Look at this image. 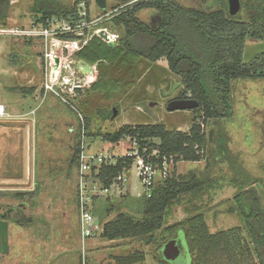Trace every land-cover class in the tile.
<instances>
[{
    "label": "rangeland",
    "instance_id": "374dc122",
    "mask_svg": "<svg viewBox=\"0 0 264 264\" xmlns=\"http://www.w3.org/2000/svg\"><path fill=\"white\" fill-rule=\"evenodd\" d=\"M36 1L13 0L9 18L0 20V29L4 25L29 26L32 20L42 18L32 12ZM59 1L68 8H77L79 3L85 2L90 19L96 20V26H99L95 34L114 47L117 45L119 33L105 25L122 8L116 0H107L105 10L99 7L98 0ZM173 1L185 8L204 12L226 11L225 0ZM241 1L237 20L249 22L248 6H256L261 0ZM156 15L155 10H144L137 17L151 24ZM94 39L104 42L97 36ZM44 51L42 42L0 35V107L3 106L8 114L0 117V216H9L6 221L9 222L10 245L8 254H0V264H80L81 260L75 201L76 164L71 163L80 140L79 118L61 100L45 94ZM263 52L264 41L249 38L244 62H251ZM117 55L114 52L113 57ZM97 81L98 85L79 103L88 122L87 133L93 143V152L108 151L110 148L102 140V135L116 132L124 126L162 124L169 131L190 130L195 116L193 111L169 112L167 109L170 101L180 97L184 86L181 79L170 72L165 59L154 65L134 56H121L110 63L99 64ZM232 101L233 117L209 121L205 132L207 135L214 132L216 139L221 134L224 152L239 158L257 179L254 186L263 192L264 79L233 81ZM151 103L156 105L151 107ZM116 106H119L118 117L103 120L99 111H111ZM214 148L216 145L210 143L200 162L177 164V177L207 174L211 182L202 193L183 195L172 205L166 224L158 234V243L149 244L144 238L108 241L98 236L88 243V264H115V257L136 252L146 257L141 264H162L159 257L168 264H189L188 252L185 250L184 254L177 241L168 240L174 236L177 227L199 214L204 215L210 233L239 227L250 243L239 216L227 212L239 189L230 184L233 174L229 164L218 151L214 152ZM117 151L118 148L115 149ZM36 189L38 194L32 199L30 194ZM133 192L137 194L138 191L134 189ZM17 194H25V197L21 199ZM117 196L104 197L96 207L98 210L114 204L113 211L104 218L100 217L104 224L121 212L137 220L143 219L136 197L128 195L124 199ZM170 227H173L171 232L167 231ZM179 238L187 248L183 230L179 232ZM176 246L181 252L180 258L173 249ZM246 256L251 258L245 264H260L254 254Z\"/></svg>",
    "mask_w": 264,
    "mask_h": 264
},
{
    "label": "trees",
    "instance_id": "16d2710c",
    "mask_svg": "<svg viewBox=\"0 0 264 264\" xmlns=\"http://www.w3.org/2000/svg\"><path fill=\"white\" fill-rule=\"evenodd\" d=\"M12 1L0 0V20L9 18ZM116 1L122 8L105 25L119 33V42L115 47H109L101 40L94 39L78 53V58L92 65L97 64L98 69L99 64L110 63L121 56H134L149 64L165 59L170 72L179 77L184 86L177 99L196 100L198 108L193 110L195 116L188 132L169 131L162 124L124 126L116 132L102 135V140L116 144L128 135L155 139L161 143V154L168 158L174 157L175 163L200 162L208 145L215 144L214 152L218 151L224 161L228 162L233 174L230 184L239 189L227 212L239 216L250 243L245 240L239 227L216 234L210 233L203 214L194 216L185 225L177 227L174 236L168 241H177L181 251L184 254L188 252L189 264H245L251 258L246 254H254L259 263L264 264V191L260 192L254 186L257 179L240 163L237 156L224 152V138L221 134L216 139L214 132L207 135L202 128V124L206 126L209 121L233 117V81L264 79V52L249 63H245L243 58L249 38L264 41V0L256 6H248L249 22L238 21L240 13L237 16L230 15L228 0H225L226 11L213 12L185 8L173 0ZM144 10L156 11V18L151 24H146L137 17ZM74 11L75 7L68 8L59 0H37L32 6V12L41 15V20L53 16L68 17ZM114 52L118 53L115 57ZM98 83L96 79L82 100L88 97ZM21 90L27 92L25 89ZM99 112L103 120L112 119L113 110ZM86 124L88 130L87 121ZM78 146L72 164L77 162ZM121 165L120 163L103 170V177L108 178L106 185H110L112 177L121 171ZM210 182L211 177L207 174L177 177L175 167L171 176L154 189L150 199L135 198L140 202L143 219L137 220L134 216L121 212L114 220L104 224L101 237L108 241L144 238L149 244L158 243V234L166 224L172 205L183 195L202 193ZM37 194L38 189L30 197L33 199ZM17 196L23 199L25 194ZM113 205L98 210L95 208L94 213L99 218H104V215L107 216L114 210ZM0 217L3 220L9 219L5 215ZM172 229L170 227L167 231L171 232ZM181 230L185 233L187 248H184L179 238ZM114 260L115 264H141L146 261V257L143 253L136 252L115 257ZM158 261L168 264L160 257Z\"/></svg>",
    "mask_w": 264,
    "mask_h": 264
},
{
    "label": "built area",
    "instance_id": "2783aa9c",
    "mask_svg": "<svg viewBox=\"0 0 264 264\" xmlns=\"http://www.w3.org/2000/svg\"><path fill=\"white\" fill-rule=\"evenodd\" d=\"M96 20L90 19L85 2H81L68 17H47L31 21L29 26L0 29V35L7 38L27 39L45 44L43 90L47 96L55 97L70 107L78 116L80 140L78 146L75 179V201L78 214V228L81 246L80 264H88L87 246L90 240L101 236L104 223L96 216L94 209L104 197L109 195L124 197L131 195L138 199H150L160 182L167 180L178 163L174 157L161 154L160 141L140 136H125L119 143H109L108 151H92L93 143L87 133V124L79 108L86 91L97 79L98 65L89 64L78 58L95 36L105 43L108 41L95 34ZM117 43L120 35L116 38ZM65 47L61 55L54 48ZM86 66L88 72H84ZM8 116L3 106L0 117ZM205 130V125L202 124ZM118 151L115 152V149ZM122 164L121 171L106 185L104 169ZM134 189L138 192L134 194Z\"/></svg>",
    "mask_w": 264,
    "mask_h": 264
},
{
    "label": "water",
    "instance_id": "95a60500",
    "mask_svg": "<svg viewBox=\"0 0 264 264\" xmlns=\"http://www.w3.org/2000/svg\"><path fill=\"white\" fill-rule=\"evenodd\" d=\"M98 5L102 10H105L107 7V0H98ZM229 13L231 16H237L242 8L241 0H228ZM263 12V20H264V7L262 9ZM109 46L114 47V45L110 44ZM65 45L62 43L59 47L54 48V53L57 55H61L62 49ZM84 72H88V68L84 66ZM176 87V86H175ZM174 87V89H175ZM156 103H151L150 106H155ZM198 108V102L191 98L189 99H174L167 104V109L169 112L176 111H193ZM118 117V110L116 108L113 109L112 119H116ZM173 247V246H172ZM177 253V256L180 258L181 252L178 247L173 248ZM10 251L9 245V222L3 219H0V254H8Z\"/></svg>",
    "mask_w": 264,
    "mask_h": 264
},
{
    "label": "crops",
    "instance_id": "0c3cea01",
    "mask_svg": "<svg viewBox=\"0 0 264 264\" xmlns=\"http://www.w3.org/2000/svg\"><path fill=\"white\" fill-rule=\"evenodd\" d=\"M157 63H158V62H157ZM157 63H155V64H157ZM155 64H154V65H155ZM189 112H190V111H189ZM153 125H156V124H153ZM108 145H109V143H108ZM75 177H76V175H75Z\"/></svg>",
    "mask_w": 264,
    "mask_h": 264
}]
</instances>
